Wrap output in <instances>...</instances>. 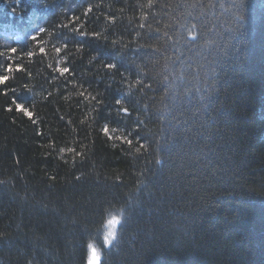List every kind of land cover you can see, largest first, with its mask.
<instances>
[{
  "label": "trees",
  "instance_id": "trees-1",
  "mask_svg": "<svg viewBox=\"0 0 264 264\" xmlns=\"http://www.w3.org/2000/svg\"><path fill=\"white\" fill-rule=\"evenodd\" d=\"M0 76V264H264V0H0Z\"/></svg>",
  "mask_w": 264,
  "mask_h": 264
},
{
  "label": "snow or ice",
  "instance_id": "snow-or-ice-1",
  "mask_svg": "<svg viewBox=\"0 0 264 264\" xmlns=\"http://www.w3.org/2000/svg\"><path fill=\"white\" fill-rule=\"evenodd\" d=\"M88 11H91V8H89ZM93 35L99 36V33H94ZM197 39H198L197 36H193V40H197ZM11 51L13 53H15L17 51V49L13 48V49H11ZM107 67L109 69H115L116 68V64L115 63H110V64L107 65ZM11 70L12 69L9 66L8 71H11ZM18 70H20V69H18ZM59 71L63 74V73H68L70 71V69H68L67 67H64V68H60ZM8 79H9V77H7V76H0V85L5 84ZM81 95H83V93H81ZM116 103L117 104H120L121 101L118 99L116 101ZM16 107H17V109L20 112L25 113L28 116L29 119H33V113L30 110H27L26 109L25 104H23V103H17ZM11 110H12L11 108L8 109V111H11ZM122 111L126 113L128 111V109L127 108H124V109H122ZM103 131H104L105 134H107L109 132V128L107 126H105L103 128ZM41 134H43V133H41ZM126 142L128 144H131L132 143L131 140H127ZM70 151H74V150H70ZM137 151H139V149H137ZM77 179H79V178H77ZM117 222L118 221L114 218V219H112V220L109 221V224H113V223H117ZM93 250H95V249H93ZM96 259H97V257H96Z\"/></svg>",
  "mask_w": 264,
  "mask_h": 264
},
{
  "label": "rangeland",
  "instance_id": "rangeland-1",
  "mask_svg": "<svg viewBox=\"0 0 264 264\" xmlns=\"http://www.w3.org/2000/svg\"><path fill=\"white\" fill-rule=\"evenodd\" d=\"M114 218L118 222L113 223V224H109V221L114 219ZM120 223H121V219L117 216L116 217L115 216L110 217L108 219V221L106 222L104 229H103V233H102L103 241H104V244L106 247H109L114 243L116 236H117V232H118V228H119ZM93 249L94 248H92L90 250L88 264H100V259H101L100 254L96 249L95 250H93ZM96 257H97V259H96Z\"/></svg>",
  "mask_w": 264,
  "mask_h": 264
}]
</instances>
